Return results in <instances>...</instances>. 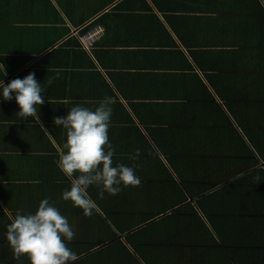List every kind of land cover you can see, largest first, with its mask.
<instances>
[{"label": "crops", "instance_id": "obj_1", "mask_svg": "<svg viewBox=\"0 0 264 264\" xmlns=\"http://www.w3.org/2000/svg\"><path fill=\"white\" fill-rule=\"evenodd\" d=\"M0 63V83L35 73L45 100L38 124L0 88V264H31L7 241L9 214L35 213L44 198L76 233L70 264H241L235 247L249 251L243 264L264 258L253 236L219 233L201 201L241 173L245 129L264 131V0H0ZM105 97L116 101L113 166L141 183L103 198L90 186L97 209L85 216L62 198L66 130L54 118Z\"/></svg>", "mask_w": 264, "mask_h": 264}, {"label": "clouds", "instance_id": "obj_2", "mask_svg": "<svg viewBox=\"0 0 264 264\" xmlns=\"http://www.w3.org/2000/svg\"><path fill=\"white\" fill-rule=\"evenodd\" d=\"M51 83V80L47 81V85ZM0 88L4 100L10 101L12 93L16 94L20 117H34L35 122L40 123L36 106L45 103L44 87L37 82L35 73L24 79H13L8 84L2 82ZM115 102L114 98L105 97L94 110L77 105L70 108L66 117L54 118V123L66 130V142L59 151L57 166L70 180L71 186L70 190H64L62 198L83 209L85 216H91L97 209L88 192L90 186H102L99 195L103 198L104 192L119 194L121 184L137 187L141 183L134 168L124 164L113 166L115 150L108 132ZM40 126L48 132L43 124ZM138 155L139 149L133 159ZM9 219L11 223L7 226L6 238L16 259L27 256L31 264H70L79 258L67 243L75 238L76 233L67 217L48 198L39 203L35 213L23 214L18 210L14 218L9 214Z\"/></svg>", "mask_w": 264, "mask_h": 264}, {"label": "trees", "instance_id": "obj_3", "mask_svg": "<svg viewBox=\"0 0 264 264\" xmlns=\"http://www.w3.org/2000/svg\"><path fill=\"white\" fill-rule=\"evenodd\" d=\"M236 117L238 118L237 115ZM247 117V112H242L241 122L243 123ZM262 132L263 134L254 133L253 130L245 129L253 145L241 144V148L245 149L241 157V173L234 171L232 177H222L225 184L222 185L221 181L215 191L201 198L203 204L207 206L205 209L211 223L219 233H223L227 239H231V235H237V232L247 237L253 236L255 238L252 237V243L258 247L264 244V241L258 240V236H264V167L261 166V161L264 162V131ZM249 167L254 169L245 172L244 170ZM131 236L134 238L136 233H132ZM227 243L232 242L227 241ZM236 245L243 246L244 242L240 241ZM236 251L246 254L244 256L246 259L242 261L250 259L249 251L245 252L243 247L234 248V253L238 256ZM258 251V256L264 257V250ZM258 261V264H264V258Z\"/></svg>", "mask_w": 264, "mask_h": 264}, {"label": "built area", "instance_id": "obj_4", "mask_svg": "<svg viewBox=\"0 0 264 264\" xmlns=\"http://www.w3.org/2000/svg\"><path fill=\"white\" fill-rule=\"evenodd\" d=\"M99 35L100 33L98 31H92L82 35L81 40L83 45L87 47L91 46Z\"/></svg>", "mask_w": 264, "mask_h": 264}]
</instances>
